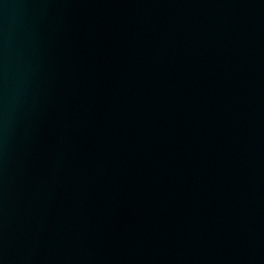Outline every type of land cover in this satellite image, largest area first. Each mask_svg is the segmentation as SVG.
I'll list each match as a JSON object with an SVG mask.
<instances>
[{"label":"water","instance_id":"95a60500","mask_svg":"<svg viewBox=\"0 0 264 264\" xmlns=\"http://www.w3.org/2000/svg\"><path fill=\"white\" fill-rule=\"evenodd\" d=\"M0 264H264V0H0Z\"/></svg>","mask_w":264,"mask_h":264}]
</instances>
